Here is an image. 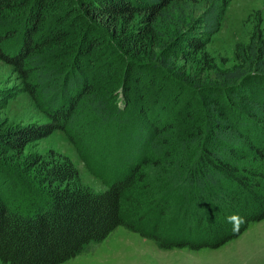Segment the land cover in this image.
Masks as SVG:
<instances>
[{
	"label": "trees",
	"instance_id": "trees-1",
	"mask_svg": "<svg viewBox=\"0 0 264 264\" xmlns=\"http://www.w3.org/2000/svg\"><path fill=\"white\" fill-rule=\"evenodd\" d=\"M229 2L0 0V60L48 117L0 126L3 264H62L119 226L218 248L264 219L262 19L219 63ZM58 130L105 189L65 154L15 159Z\"/></svg>",
	"mask_w": 264,
	"mask_h": 264
},
{
	"label": "rangeland",
	"instance_id": "rangeland-1",
	"mask_svg": "<svg viewBox=\"0 0 264 264\" xmlns=\"http://www.w3.org/2000/svg\"><path fill=\"white\" fill-rule=\"evenodd\" d=\"M258 18L262 19L264 35V0H230L220 30L209 41L208 51L219 63L225 59L227 64H232L236 44L250 39ZM15 45L13 41L12 46ZM117 103L120 107L124 105L123 100ZM47 120L31 95L23 90L17 73L0 60V126L14 128ZM51 152L72 158L79 169L81 184L96 191L108 186L103 178L90 170L76 145L60 130L32 143L15 159L28 169L32 161L45 158ZM256 164L260 161L257 160ZM259 189L264 191V185ZM0 264H3L1 260ZM62 264H264V219L252 223L240 236L218 248L200 250L164 249L156 241L119 226L104 241L92 242L82 253Z\"/></svg>",
	"mask_w": 264,
	"mask_h": 264
},
{
	"label": "crops",
	"instance_id": "crops-1",
	"mask_svg": "<svg viewBox=\"0 0 264 264\" xmlns=\"http://www.w3.org/2000/svg\"><path fill=\"white\" fill-rule=\"evenodd\" d=\"M244 233V232H243Z\"/></svg>",
	"mask_w": 264,
	"mask_h": 264
}]
</instances>
